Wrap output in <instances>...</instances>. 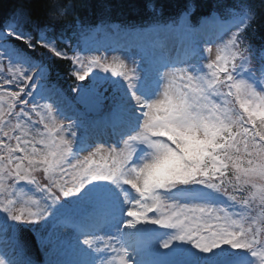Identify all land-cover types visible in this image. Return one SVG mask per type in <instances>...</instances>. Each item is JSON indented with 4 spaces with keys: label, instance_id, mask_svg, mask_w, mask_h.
I'll list each match as a JSON object with an SVG mask.
<instances>
[{
    "label": "snow or ice",
    "instance_id": "1",
    "mask_svg": "<svg viewBox=\"0 0 264 264\" xmlns=\"http://www.w3.org/2000/svg\"><path fill=\"white\" fill-rule=\"evenodd\" d=\"M253 15L245 5L217 15L218 41L190 54L141 48L111 59L104 47L69 56L46 33L34 39L19 20L6 22L0 233L11 232L14 254L0 247V264H34L21 225L45 230L47 264H264V52L245 45ZM37 45L71 61L77 80L99 70L78 91L107 104L114 146L93 151L57 104L39 102L59 93L29 51ZM24 185L43 195H18Z\"/></svg>",
    "mask_w": 264,
    "mask_h": 264
},
{
    "label": "trees",
    "instance_id": "2",
    "mask_svg": "<svg viewBox=\"0 0 264 264\" xmlns=\"http://www.w3.org/2000/svg\"><path fill=\"white\" fill-rule=\"evenodd\" d=\"M240 5L247 6L254 14L246 33L250 35L252 46L258 47L264 43V0H0V29L6 22L19 20L22 29L34 39L46 33L70 56L74 43H80L85 30L96 24L108 28L114 22L121 26L142 25L155 16L166 19L180 11L191 10V16L195 18L212 10L223 14ZM153 7L160 9L161 14L154 13ZM29 51L36 60L49 66L47 81L82 110L78 97L82 85L79 86L81 81L72 75L71 61L55 57L39 45ZM76 53L80 54L79 51Z\"/></svg>",
    "mask_w": 264,
    "mask_h": 264
},
{
    "label": "rangeland",
    "instance_id": "3",
    "mask_svg": "<svg viewBox=\"0 0 264 264\" xmlns=\"http://www.w3.org/2000/svg\"><path fill=\"white\" fill-rule=\"evenodd\" d=\"M182 27L183 28L186 27V21L185 20H183V26ZM173 34H174V32H171L169 35H173ZM149 40L150 39L148 36L144 37V32H138V31L132 32L129 30H126V31L118 30L117 32H113L112 34L97 36V37H96V35H93V38L84 45L83 49H85V50L83 51L82 56H91V55L98 54L95 51H88L87 49L89 47H91V48H95V47L108 48L109 51L107 53L101 52L99 54L100 55L107 54L109 56V59H111V57L113 55H122V54L128 55V54H132V53H139L141 48H143L145 51H150V50H153V48H150L151 44H149ZM217 41H218V39H215L214 41H211L209 43H204L202 41L203 48L206 45H210V44L217 42ZM147 44H149L148 45L149 48L147 47ZM116 45H118V46L123 45L124 47H118L117 48ZM85 52H86V54L84 55ZM205 58H207L206 54H205ZM5 64H7V61H5ZM5 71H7V69H5ZM98 71H99L98 69H93L92 74H94L95 72H98ZM100 74H103V73H100ZM4 88L11 90V91H18V88H16L15 85H4ZM2 92H3V90L0 89V93H2ZM53 102L55 104H57L59 107H61V110L65 111L66 113H68V112L72 113V112L76 111L72 104H70L67 100L60 97L59 95H56L54 100L51 102L48 101L47 99H46V101L42 100L41 104L53 103ZM81 103L83 104V106L85 107V110L87 112L92 113V114H96L98 112V107H96L92 102L86 103L84 100L81 99ZM100 119H103V118H100ZM100 119H97V120L95 119L92 121H100ZM64 123H65V125L69 124V122H66L65 120H64ZM71 124H73V127L76 128L77 135H80L82 137V133H83L84 127H86V124H84L83 126L81 125L82 128L76 122H73ZM76 125H79V127H76ZM95 146H100L102 148H108L110 146H114V144L113 145L105 144V143H104V145L102 143L101 144H95L93 149H92L93 151L95 149ZM85 155H87V153H81V158ZM101 155H104V153L102 152ZM94 159L99 160V157H94ZM18 195H20L24 198H27V196H32L35 199H40V197L43 194L35 191L34 188H32V186L28 185L26 188H24V193H19ZM149 215H153V214L150 213ZM8 223L12 224L13 222L8 221ZM25 227H27L33 233L35 239L38 242L39 249H40L41 253L47 255V261H48L50 259V255L46 253V251L42 248V246L39 243V237L47 234L45 232V230L43 228H40L39 225H35V226L30 225V226H25ZM10 234H11L10 231H8L7 233H0V244L3 246L5 251L6 250L10 251L12 249L10 242H9ZM46 264H47V262H46Z\"/></svg>",
    "mask_w": 264,
    "mask_h": 264
},
{
    "label": "water",
    "instance_id": "4",
    "mask_svg": "<svg viewBox=\"0 0 264 264\" xmlns=\"http://www.w3.org/2000/svg\"><path fill=\"white\" fill-rule=\"evenodd\" d=\"M18 238L20 242L23 244L24 249L28 256L31 257L32 254L38 255V257L40 256L37 243L33 238L32 234L28 230L26 229L20 230V234L18 235ZM39 262H41V257H39Z\"/></svg>",
    "mask_w": 264,
    "mask_h": 264
},
{
    "label": "bare ground",
    "instance_id": "5",
    "mask_svg": "<svg viewBox=\"0 0 264 264\" xmlns=\"http://www.w3.org/2000/svg\"><path fill=\"white\" fill-rule=\"evenodd\" d=\"M203 24H209V26H210V25L215 26V23H213L212 20H209V21H207V22H204ZM161 32H162L163 34H166V33H167V32H165V31L159 30L158 28H154V29H150L149 32H148V31L144 32V37H145V36H148V35H147L148 33H149V35H151V36H156V35L160 34ZM65 234H68V232L66 231ZM43 255H44L45 260L47 261V255H45V254H43Z\"/></svg>",
    "mask_w": 264,
    "mask_h": 264
}]
</instances>
